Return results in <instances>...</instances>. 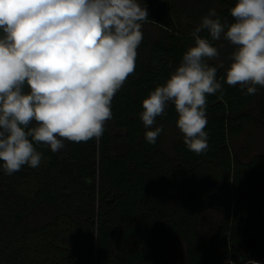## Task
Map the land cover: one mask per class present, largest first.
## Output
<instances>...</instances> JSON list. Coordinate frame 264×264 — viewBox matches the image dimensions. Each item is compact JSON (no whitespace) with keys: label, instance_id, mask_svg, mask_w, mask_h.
<instances>
[{"label":"trees","instance_id":"trees-1","mask_svg":"<svg viewBox=\"0 0 264 264\" xmlns=\"http://www.w3.org/2000/svg\"><path fill=\"white\" fill-rule=\"evenodd\" d=\"M141 2L159 31L142 28L135 72L114 96L103 136L65 140L58 152L34 143L44 159L39 167L25 165L12 175L0 167V264L264 262V151L243 158L234 144L245 132L252 136L253 126L264 127V87L244 95L239 85H227L234 46L200 33L217 48L228 42L225 67L217 71L223 91L207 96L205 153L189 151L179 131L166 147L170 129H178L174 104L152 129L140 118L143 99L193 46L202 17L214 8L230 24L237 0ZM160 125L149 144L145 132ZM180 243L185 252L178 255Z\"/></svg>","mask_w":264,"mask_h":264},{"label":"clouds","instance_id":"clouds-1","mask_svg":"<svg viewBox=\"0 0 264 264\" xmlns=\"http://www.w3.org/2000/svg\"><path fill=\"white\" fill-rule=\"evenodd\" d=\"M230 15L234 22L229 24L210 9L191 33L194 44L179 66L142 101L146 129L174 104L183 142L197 155L209 147L207 96L223 91L217 71L225 67L218 48L200 33L206 31L212 41L223 36L234 46L225 69L227 85H239L244 95L264 87V0H237ZM147 20L141 0H0L4 174L25 165L39 167L42 153L34 143L58 152L65 140L80 143L103 136L113 117V98L135 72ZM208 60L219 62L209 66ZM162 131L163 125L147 130L146 141L155 144Z\"/></svg>","mask_w":264,"mask_h":264},{"label":"rangeland","instance_id":"rangeland-1","mask_svg":"<svg viewBox=\"0 0 264 264\" xmlns=\"http://www.w3.org/2000/svg\"><path fill=\"white\" fill-rule=\"evenodd\" d=\"M142 28L144 27H152L154 31H159L158 26L154 25L152 22H150L149 20L142 22ZM228 42H222L220 43V46L218 48L219 52H220V57L219 60H223L225 59V54H224V48L227 45ZM221 45H223V47H221ZM219 60H216L219 62ZM253 130V135L250 136V134L247 132L243 133L242 135H240L239 137L236 138L234 144L237 148V150H239V152L241 153L243 158H248L250 157L252 154L259 152V151H264V127L263 126H259V125H255L252 127ZM179 131V129H176L175 127L170 129V132L168 134V138H167V143H166V147H169L170 144V139H173L175 134ZM180 132V131H179ZM119 142V143H118ZM116 151H121L123 150L125 147L121 145V141L116 142ZM42 160L43 157H42ZM41 160V162H42ZM220 211H214V214H218ZM252 245H254V240L252 238H249L247 241V246L251 247ZM185 252V244H179L177 245L176 248V253L178 255H181ZM259 262L263 263L262 261L259 260Z\"/></svg>","mask_w":264,"mask_h":264},{"label":"bare ground","instance_id":"bare-ground-1","mask_svg":"<svg viewBox=\"0 0 264 264\" xmlns=\"http://www.w3.org/2000/svg\"><path fill=\"white\" fill-rule=\"evenodd\" d=\"M259 264H263V263L259 262Z\"/></svg>","mask_w":264,"mask_h":264}]
</instances>
